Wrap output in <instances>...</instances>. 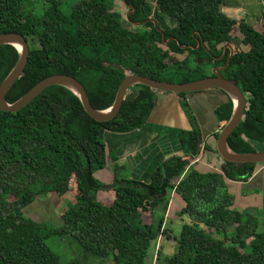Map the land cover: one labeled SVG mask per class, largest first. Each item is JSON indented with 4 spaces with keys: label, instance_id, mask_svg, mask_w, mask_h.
I'll use <instances>...</instances> for the list:
<instances>
[{
    "label": "trees",
    "instance_id": "trees-1",
    "mask_svg": "<svg viewBox=\"0 0 264 264\" xmlns=\"http://www.w3.org/2000/svg\"><path fill=\"white\" fill-rule=\"evenodd\" d=\"M35 1L42 3L40 12L33 10ZM146 1L124 0L134 7L129 19L141 22L154 9L162 26L168 22L164 35L173 39L167 51L178 59L159 47L160 34L149 22V30L123 28L120 15L112 11L113 0H81L67 15L59 10V0H0V34L18 33L29 48L24 69L5 95L7 102L50 75L65 74L82 84L94 109L104 110L127 74L173 83L196 80L226 60L198 65L195 59H209L206 50L218 56L221 46L233 41L246 50L236 48L220 74L246 96V107L227 147L239 154L258 151L254 145L264 142V25L258 31L249 21L228 18L220 10L221 0H156L154 8ZM191 32L204 44L198 51L181 47L195 45ZM185 50L193 59L182 56ZM17 59L13 46H0V83ZM154 98L151 89L134 85L118 113L97 122L75 94L50 86L20 110L0 111V264H59L45 243L52 235L71 236L80 256L97 258V264H144L151 243L171 232L163 225L170 190L184 203L178 217L189 221L172 236L176 250L162 257L163 264H264V219L232 209L234 197L226 185L247 181L255 164L223 161L207 172L189 167L200 154L202 136L187 105L181 106L190 128L168 130L183 156L166 158L147 182L114 177L103 184L94 178L105 167V132L161 130L147 122ZM213 111L222 127L231 116V100L226 96ZM71 178L76 194L64 202L60 221H33L25 215L39 196L64 200ZM103 191L109 202L98 198ZM247 241L249 252H240ZM65 264L82 263L74 259Z\"/></svg>",
    "mask_w": 264,
    "mask_h": 264
},
{
    "label": "crops",
    "instance_id": "crops-1",
    "mask_svg": "<svg viewBox=\"0 0 264 264\" xmlns=\"http://www.w3.org/2000/svg\"><path fill=\"white\" fill-rule=\"evenodd\" d=\"M220 10L236 22L249 21L258 31L264 25V0H221ZM154 96L155 105L159 107L161 114L159 121L149 120V116L147 122L149 126H158L161 130L145 127L128 133L105 132V167L93 174L99 182L110 184L114 177L147 182L153 170L166 158L183 156L178 140L170 135L168 130L190 128L187 113L181 108V103L185 101L174 93L154 92ZM226 96L214 89L186 98L192 105L195 124L205 147L200 155L190 161L189 167L200 172L215 170L223 162L216 152L213 136L221 128V122L216 119L213 110L218 104L226 101ZM154 113L155 109L152 114ZM208 138L212 140V150L207 147ZM226 183L228 192L234 197L232 209L250 210L253 214L257 213L260 219H264V165L258 166L247 181ZM98 198L103 203L109 201V195L105 191L100 192ZM168 198L163 215L164 227L180 220L178 213L184 205L173 190L169 191ZM172 233V230L166 232L167 235Z\"/></svg>",
    "mask_w": 264,
    "mask_h": 264
},
{
    "label": "water",
    "instance_id": "water-1",
    "mask_svg": "<svg viewBox=\"0 0 264 264\" xmlns=\"http://www.w3.org/2000/svg\"><path fill=\"white\" fill-rule=\"evenodd\" d=\"M150 21L154 22L152 19H150ZM145 22L146 21H143L142 23ZM131 23L136 27L141 25V23ZM2 45H11L18 52V59L15 65L0 83V111L2 112H16L32 101L44 89L50 86H61L77 96L84 112L89 117L97 122H105L112 119L118 113L125 93L134 85H143L152 91L170 92L175 94H189L210 89H217L227 95V97L231 100L232 112L229 119L217 132L215 141L216 152L224 162L234 164L264 163V150L239 154L230 151L227 147V138L241 120L246 107V99L238 86L232 81L222 77V75L218 72V70L226 67L229 58L223 67L214 68L212 70V76L180 83L157 81L140 75L127 74L120 82L111 106L104 110H96L90 105L88 96L82 84L74 77L65 74L50 75L37 82L32 88H30L14 102H7L5 95L24 69L28 59L29 48L26 39L22 35L15 32L0 34V46ZM181 47L184 48V46Z\"/></svg>",
    "mask_w": 264,
    "mask_h": 264
},
{
    "label": "rangeland",
    "instance_id": "rangeland-1",
    "mask_svg": "<svg viewBox=\"0 0 264 264\" xmlns=\"http://www.w3.org/2000/svg\"><path fill=\"white\" fill-rule=\"evenodd\" d=\"M31 1V0H30ZM81 0H59L58 7L59 10L64 14L67 15L69 12L70 7L79 2ZM40 2V1H39ZM41 3V2H40ZM33 10L34 12H40L42 10L41 4H39L37 1L33 3ZM151 5L156 7V3H151ZM43 6V5H42ZM112 11L117 12L120 15V23L123 28H126L127 30L133 32L135 30L134 25L130 24L128 21H126V14H127V8L122 4L121 0H113V8ZM152 15L153 17L159 22V24L162 23V20L160 19L159 16L156 15L155 10H152ZM166 22V21H165ZM162 26V25H161ZM236 48L241 49V50H246V48L243 45H236ZM166 53L168 51L164 50ZM169 54V53H168ZM171 55L172 60L174 61L175 59H178L177 57H180L179 55H174V54H169ZM183 56V55H182ZM166 62L168 59L165 60ZM201 93V92H198ZM198 93H192L189 97L191 98L192 96L198 94ZM200 97V96H199ZM155 99H154V105L151 110V115L149 120L151 119L152 121H159V107L155 105ZM181 105H187L189 109V113L193 114L192 110V105L190 102L186 101L185 104ZM183 108V107H181ZM155 109L154 115L152 114ZM194 115V114H193ZM151 123V122H150ZM160 125V124H158ZM207 147L212 150L213 145H212V140L207 139L206 140ZM254 148L257 150H262L264 148V142L262 144L254 145ZM264 150V149H263ZM72 178L70 181V191L67 193L65 196L64 200L61 198L59 199H54L53 197H45V196H39L38 199L36 200L37 202L32 204L29 209H27V212L25 213L26 216H30L33 221H41L45 219H56L60 221V210L64 206V202L66 201H73L76 192L73 190V184H72ZM109 202V201H107ZM49 203V204H48ZM46 211V213L43 212ZM250 212V210H247ZM252 212V211H251ZM143 219L144 221L149 220V214L147 212H143ZM256 216H258L257 213H254ZM50 217V218H49ZM259 217V216H258ZM189 219L187 216H181L180 220L173 221L172 223H168V228L172 230V234L168 235H163L162 237H158L157 240L153 241L150 245V249L148 250L147 256L144 260V264H163L162 257L165 255H171L175 252L176 250V244L174 240L172 239L173 235H177L181 229V223L188 222ZM49 225V222H47ZM172 224V227H171ZM53 226V225H52ZM232 228H229L228 231H231ZM172 235V236H171ZM213 236L218 237L213 233ZM45 243L48 246V248L57 255L59 264H65L71 260L77 259L79 260L82 264H97L99 259L97 258H91V256H88V258H82L80 255H82V252L80 250V247L78 246L77 242L69 235H52L45 239ZM240 252L242 253H248L249 252V244L247 241V244L240 249ZM156 253L159 258V260H156ZM93 257V256H92ZM106 262H109V259H105Z\"/></svg>",
    "mask_w": 264,
    "mask_h": 264
},
{
    "label": "flooded vegetation",
    "instance_id": "flooded-vegetation-1",
    "mask_svg": "<svg viewBox=\"0 0 264 264\" xmlns=\"http://www.w3.org/2000/svg\"><path fill=\"white\" fill-rule=\"evenodd\" d=\"M121 2H122V4L127 8V14H126V21H128L130 24H132L131 22V20L129 19V16L134 12V7L133 6H131V5H128V4H126L125 2H124V0H121ZM146 2H148L150 5H151V3H156V0H147ZM152 6V5H151ZM152 8H153V6H152ZM150 19H152V20H154V22H152V21H150ZM143 21H146L145 23H142ZM150 23L151 25H152V27L160 34V41H161V44H159V47H161V49L164 51V50H168V48H167V44L173 39L172 37H168V38H165V35H164V30L166 29V28H164V27H166L167 26V23L168 22H163V26H161V24H159V22L153 17V15H152V11H151V13H150V15L146 18V19H144V20H142L141 22H136V23H141V25L140 26H138V27H136V26H134L136 29L138 28H145V29H147V30H149V27L148 26H146V24L147 23ZM135 31V30H134ZM191 35H192V37H193V39H194V41H195V45L194 46H192V45H186V46H184V49H188V50H196V51H198L199 50V48L200 47H202L204 44H203V42H202V40H201V38L200 37H198V38H196L194 35H195V32H191ZM236 42H233V41H231V42H228V43H225V44H223L222 46H221V53H220V55H218V56H214L211 52H209V51H207L206 50V52H207V55L209 56V59L208 58H206V57H204V56H198L196 59H195V61H194V64H198V65H202V64H211V63H214V61H220V60H222V59H224V60H226L225 61V64H226V62H227V59L229 58L230 59V57L232 56V54H233V52L236 50ZM188 50H185V52L183 53V56L186 58V57H188L189 59L191 58V59H193L192 58V56H190V53L188 52ZM168 53L169 54H172V53H170L169 51H168ZM224 64V65H225ZM224 65H221V66H210L209 67V73H207V74H205V76L204 77H208V76H212L213 74H212V70L214 69V68H221V67H223ZM222 70V69H221ZM221 70H218V72L220 73L221 72ZM221 75V74H220ZM201 78H203V77H201ZM199 79V78H198ZM210 90H214V89H210ZM215 90H217V89H215ZM206 91H208V90H206ZM154 92H159V91H154ZM202 92H204V91H202ZM167 93H170V92H167ZM195 93H198V92H195ZM192 93H189V94H185V96H182V97H180V96H178L177 94V96L181 99V100H183V101H187V97H189L190 95H191ZM245 97V99H246V96H244ZM191 115V117H192V119L195 121V117H194V115L193 114H190ZM215 141H216V137H215ZM200 146H201V151H200V154L203 152V150H204V144H203V140H202V142L200 143ZM256 149V148H255ZM257 150V149H256ZM259 151V150H258ZM260 151H262V150H260ZM199 154V155H200ZM250 164H253V163H250ZM261 165H264V163H259V164H255V169L258 167V166H261ZM215 170H217V169H215ZM254 173V172H253ZM250 178V177H249ZM248 178V179H249ZM247 179V180H248ZM161 236V235H160Z\"/></svg>",
    "mask_w": 264,
    "mask_h": 264
},
{
    "label": "built area",
    "instance_id": "built-area-1",
    "mask_svg": "<svg viewBox=\"0 0 264 264\" xmlns=\"http://www.w3.org/2000/svg\"><path fill=\"white\" fill-rule=\"evenodd\" d=\"M161 236H159V238H160Z\"/></svg>",
    "mask_w": 264,
    "mask_h": 264
}]
</instances>
